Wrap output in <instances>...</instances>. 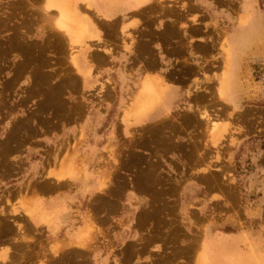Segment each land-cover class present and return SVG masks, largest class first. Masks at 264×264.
I'll return each instance as SVG.
<instances>
[{"label": "rangeland", "instance_id": "rangeland-1", "mask_svg": "<svg viewBox=\"0 0 264 264\" xmlns=\"http://www.w3.org/2000/svg\"><path fill=\"white\" fill-rule=\"evenodd\" d=\"M42 1L0 0V264H196L203 256L205 224L221 221L229 212L224 205L242 211L245 177L264 164V0H197L191 18L202 17L194 28L181 26L185 19L175 22L178 12L191 15L194 0H169L168 5H152L139 15L107 24L81 5L105 42L85 39L93 48L109 47L112 57L131 44L126 52L159 67L146 70L139 80L131 71L126 76L114 70L116 63L95 50L98 55L93 52L88 62L91 80L86 82L71 63L68 42ZM250 5L263 33L244 44L236 59L234 109L232 98L226 101L216 94L218 80L227 72L219 46L239 34V18ZM201 27L214 49L206 56L189 35ZM163 44L189 50L178 56L177 64H182L168 74L160 70L168 65L156 52ZM158 72L167 82L170 74L190 82L197 76L203 90L188 97L186 85L180 87L171 110L160 109L141 126L143 116L130 112V96L139 92L143 78ZM206 107L224 124L228 116L232 122L226 139L216 146L199 117L198 109ZM208 161L213 170L204 174ZM64 172L66 179L58 182L55 174ZM226 172L234 185L223 179L230 176ZM81 179L87 191L89 182L108 188L65 197L63 207L46 202L48 209L62 213L68 207L65 212L72 214V220L68 217L63 225L62 219L54 230L45 220H31L27 209L37 199L48 198L43 188L54 189L56 182L64 181L78 187ZM205 191L222 192L224 204H206ZM76 234L89 237L84 250L70 244L54 252L57 241L69 245Z\"/></svg>", "mask_w": 264, "mask_h": 264}, {"label": "bare ground", "instance_id": "bare-ground-1", "mask_svg": "<svg viewBox=\"0 0 264 264\" xmlns=\"http://www.w3.org/2000/svg\"><path fill=\"white\" fill-rule=\"evenodd\" d=\"M146 1L149 0H44L42 1L44 4V11L49 16V18L52 20L56 30L64 36L68 42V45L71 49V51L74 49H77V51L71 52L70 51V58H71V63L74 64L75 70L79 76H82V79H84V82L89 81L91 77V69L88 67V62L90 55L95 51V50H101L104 53L110 55L111 48L106 47L101 45L100 47H94V45L91 44V41L85 40V39H91L94 37H97V40L101 42V44H104L105 42L103 41V38L101 37L99 30L96 29V27L93 25L92 19L89 16V14L82 9V6H85L89 10L96 11L99 15L101 14V9H105V13L102 14L106 17H112L119 11L122 12H127L132 9H137L140 8L145 4ZM151 1H158L159 3H163V0H151ZM178 1V0H177ZM165 2V1H164ZM172 2V1H171ZM179 2V1H178ZM42 4V6H43ZM170 4V3H169ZM172 4V3H171ZM185 4V3H184ZM222 4V3H221ZM82 5V6H81ZM108 5V6H107ZM163 5V4H162ZM167 6V5H166ZM175 6V5H174ZM183 6V5H182ZM187 6V5H185ZM148 7V6H147ZM154 7V6H153ZM85 9V8H84ZM148 9V8H147ZM153 9V8H151ZM247 14L244 17L239 18V34H234L232 37L225 38V40H222L220 42V54H222L224 57V65L227 67V72H224L222 74V77L219 78L218 84L216 85V94L219 98H222L223 100L228 101L229 98H232L233 106L234 109L237 108V97L234 94L235 91V86L237 83V75L235 72L236 69V59L239 56V52L241 48L244 46V44H247L250 42V40H256L259 37H262L263 29L258 27V18H256L253 13L254 10H252V5L246 7ZM160 12V11H159ZM145 13V12H144ZM149 13V12H148ZM172 13V12H171ZM255 14V13H254ZM139 15V14H138ZM147 15V14H146ZM46 16V15H45ZM118 16V14H117ZM116 16V17H117ZM170 16V15H169ZM183 16V15H182ZM149 17V16H148ZM199 19H196L195 17H192L191 20L193 21L191 24L188 23V21L182 22L183 27L186 28H194L195 25L200 24V19L202 16H198ZM247 17L249 18L247 20ZM155 18V17H153ZM152 18V20H153ZM187 18V17H186ZM112 19H115L112 17ZM117 19V18H116ZM151 19V17L149 18ZM151 20V21H152ZM114 21V20H113ZM173 21V20H172ZM120 22V21H118ZM155 22V21H154ZM167 22V21H165ZM105 23V22H103ZM117 23V21H116ZM171 23V22H170ZM123 24V23H122ZM121 24V32L126 33L124 30V25ZM154 25V24H153ZM170 25V24H169ZM175 25V24H174ZM105 26V25H103ZM249 27L248 30H246V27ZM164 27V26H163ZM174 27V26H173ZM111 28V27H110ZM109 28V29H110ZM115 28V27H114ZM130 28V26H129ZM155 28V27H154ZM112 29V28H111ZM160 29V28H158ZM157 29V30H158ZM202 29V27H201ZM169 30V29H168ZM116 31V30H115ZM118 31V29H117ZM189 31V30H188ZM236 31V30H235ZM107 32V31H106ZM111 32V30H110ZM153 32V31H152ZM197 32V30H196ZM222 32V31H221ZM114 33V32H113ZM204 33V32H203ZM207 33V32H206ZM134 34V33H131ZM170 34V33H169ZM172 34V33H171ZM183 34V33H182ZM107 35V34H106ZM152 35V34H151ZM195 35V34H194ZM198 35V34H197ZM223 35V33H222ZM112 36V35H111ZM188 36V35H187ZM202 36V35H201ZM179 37V36H178ZM182 37V36H181ZM190 37V36H189ZM117 38V37H116ZM170 38V36H169ZM180 38V37H179ZM192 38H194L192 36ZM191 38V39H192ZM203 38V37H202ZM172 39V38H171ZM175 39V38H174ZM182 39V38H181ZM190 39V40H191ZM195 39V38H194ZM56 40V39H55ZM193 40V39H192ZM128 41V40H127ZM215 41V39H214ZM108 42V41H107ZM112 42V40H111ZM252 42V41H251ZM114 43V42H113ZM191 41L189 43L188 47H191ZM99 44V43H98ZM136 45V44H135ZM214 45V44H213ZM168 46V45H167ZM115 47V46H113ZM132 45H127L124 46V49L130 48ZM140 47V46H139ZM97 48V49H96ZM173 48V47H172ZM171 48V49H172ZM176 48V47H175ZM195 48V47H194ZM208 48V46H207ZM169 49V48H167ZM196 49V48H195ZM176 50V49H175ZM180 50V49H179ZM200 50V49H199ZM206 50V49H205ZM204 50V51H205ZM139 51V50H138ZM194 51V50H193ZM213 51V50H212ZM222 51V52H221ZM139 53V52H138ZM176 53V51L174 52ZM179 53V52H178ZM210 54V53H209ZM212 54V53H211ZM130 55V54H129ZM152 55V54H151ZM177 55V53H176ZM69 56V55H68ZM149 57V56H148ZM155 57V56H154ZM174 57V56H172ZM214 57V56H213ZM69 58V59H70ZM93 59V58H92ZM96 60V59H95ZM109 60V58H108ZM143 60V59H142ZM145 60V59H144ZM189 60V59H187ZM205 60V59H204ZM209 60V59H208ZM207 60V62H208ZM136 62V61H135ZM139 62V61H138ZM147 62V61H146ZM145 63V62H144ZM180 63V62H179ZM178 63V64H179ZM177 64V65H178ZM182 64V63H181ZM180 64V65H181ZM27 65V64H26ZM100 65V64H99ZM203 65V64H202ZM208 65V64H207ZM102 66V65H101ZM106 66V65H105ZM156 66V65H155ZM186 66V65H185ZM206 66V63H204L202 67ZM157 67V66H156ZM183 67V66H182ZM173 68V67H172ZM175 68V66H174ZM184 68V67H183ZM188 68V67H187ZM208 68V67H206ZM95 70V69H94ZM173 70V69H172ZM194 70V69H193ZM203 70V69H202ZM185 71V70H184ZM189 71V70H188ZM149 72V71H148ZM176 72V70H175ZM179 72V71H178ZM182 72V71H181ZM154 73V72H153ZM152 73V74H153ZM186 73V72H185ZM185 75V74H184ZM187 75V73H186ZM174 76V75H173ZM178 76V75H177ZM221 76V75H220ZM170 77V76H169ZM201 77V76H200ZM180 78V77H179ZM183 79V78H182ZM197 76L191 80L190 84L187 87V96L191 97L196 95L197 92L203 90L202 88H199V80ZM91 80V79H90ZM141 83V87L139 89V92L137 94H133L130 96L131 99V106H129L131 109L132 115H136V118L143 116L141 120H139L138 123L142 124L141 126H144L143 123H145L147 120L152 118L160 109L164 111H170L171 110V100L174 97V89L172 87V84L170 82H167L164 80V76L156 73L153 76L147 75V77L143 80ZM178 81V80H177ZM179 82V81H178ZM184 82V81H183ZM182 83V82H181ZM177 86V85H176ZM181 86V85H180ZM199 95V94H198ZM207 95V94H206ZM210 95V94H209ZM109 97V96H108ZM208 97V96H207ZM206 99V97H204ZM221 99V100H222ZM186 100V98H185ZM192 101V100H191ZM204 101V100H203ZM128 102V101H127ZM189 102V100H188ZM193 102V101H192ZM155 103H157L155 105ZM212 105V104H211ZM206 106V105H205ZM204 106V107H205ZM126 108V107H125ZM206 108L203 109H198L199 112V117L201 121L204 123V126L209 128V132L211 133L212 136V141H213V146L218 145L220 141H222L223 138L226 139L225 132L227 129L230 127L232 122H230V116H228V122L226 124L223 123V121H219L217 119V115L210 113V111ZM128 109V108H127ZM186 109H189L187 107ZM195 111V110H194ZM168 113V112H167ZM129 114V113H128ZM158 114V113H157ZM166 114V113H165ZM196 115V114H195ZM233 115V114H232ZM125 116V115H124ZM132 116V118H133ZM138 116V117H137ZM235 115H233L234 117ZM135 117V116H134ZM174 118V117H173ZM130 119V118H129ZM175 119V118H174ZM192 119V118H191ZM138 120V119H137ZM198 121V119H197ZM126 122V119H125ZM170 122V121H169ZM199 122V121H198ZM124 125V124H123ZM127 126V125H126ZM235 127V126H233ZM230 129V128H229ZM127 130V128H126ZM128 131V130H127ZM125 132L127 135L128 132ZM231 132V131H230ZM130 133V132H129ZM228 137V136H227ZM232 137V136H231ZM230 140V138L228 137ZM224 140V139H223ZM231 142V141H229ZM195 144V143H194ZM189 146V145H188ZM227 147V146H226ZM186 148V147H185ZM199 148V147H198ZM190 149V148H189ZM188 149V150H189ZM218 151V149H217ZM220 151V150H219ZM217 155L215 157L219 156L220 152H216ZM205 154V153H204ZM228 159V158H227ZM209 162V161H208ZM210 161L204 169V174L209 173L211 170H213V164ZM214 163V162H213ZM222 163V162H221ZM215 167V166H214ZM202 168V167H201ZM218 167L216 166L215 171H219L217 169ZM202 169V170H203ZM222 169V168H221ZM66 172L64 174H55L57 181H62L66 179ZM217 173V172H216ZM227 173V172H226ZM229 173V172H228ZM227 173V174H228ZM50 174H54L53 172H50ZM70 175V174H69ZM230 176L227 177L225 174V177L223 178L225 181H228V184L234 185V180L233 177H231V174L229 173ZM54 176V177H55ZM224 176V174L222 175ZM211 177V176H210ZM220 178V177H219ZM55 179V178H54ZM204 179V178H203ZM214 180V179H213ZM217 180V179H216ZM218 181V180H217ZM219 182V181H218ZM155 183V182H153ZM207 183V182H206ZM209 183V182H208ZM105 183H100L97 186L102 187L105 186ZM218 185V184H217ZM212 186V185H211ZM223 187V186H222ZM107 185L105 186V189H107ZM221 188V187H220ZM231 188V187H230ZM42 189V188H41ZM44 189V188H43ZM104 189V190H105ZM235 189V188H234ZM225 190V189H224ZM101 191V189H100ZM103 191V189H102ZM236 191V190H235ZM102 193V192H101ZM163 195V194H162ZM231 196V195H230ZM231 198V197H230ZM38 200V199H37ZM34 201V204L31 205L29 209H27L26 212L30 216L31 220H35L34 222H41L42 220H45L49 225L50 230H54L57 228V224L61 222L63 219L62 213L60 210L56 209H48L44 201L45 200H40V201ZM161 206V205H160ZM154 210V209H153ZM167 210V209H166ZM92 219L90 220V222ZM92 223V222H91ZM87 224V223H85ZM92 225V224H91ZM91 225H89L91 227ZM79 228V227H78ZM93 227H91L92 229ZM83 229L82 231H84ZM90 230V229H89ZM80 230L79 233L82 232ZM86 232V231H85ZM88 232V231H87ZM86 232V234H88ZM84 233V232H82ZM20 235V234H19ZM89 235V234H88ZM21 237V236H20ZM85 237V238H84ZM86 237L84 234L79 235L76 234V237L74 239H71L69 245H66V243L60 245L58 244V241L56 242V245L52 246V249H54L55 253L60 252V249L63 250L64 247L67 248L70 247V244L79 248V250L84 248L86 246ZM89 238V237H88ZM205 239V238H204ZM15 241V240H14ZM68 242V241H67ZM211 242V241H210ZM68 244V243H67ZM8 246V245H7ZM63 248H62V247ZM203 256H198L199 259H197L196 264H215V259L212 257V253L209 250V245L206 239L204 240V246H203ZM71 248V247H70ZM73 248V247H72ZM87 248V247H86ZM211 249V248H210ZM67 250V249H66ZM84 250V249H83ZM199 250V249H198ZM81 251V250H80ZM198 252V251H197ZM253 254L251 255L252 260H246L242 258L241 255L233 257V260L236 258L238 261L237 264H264V256H260L257 252H252ZM201 254V252H200ZM230 261H232V258H230ZM249 261V262H248Z\"/></svg>", "mask_w": 264, "mask_h": 264}, {"label": "crops", "instance_id": "crops-1", "mask_svg": "<svg viewBox=\"0 0 264 264\" xmlns=\"http://www.w3.org/2000/svg\"><path fill=\"white\" fill-rule=\"evenodd\" d=\"M194 1L195 5L191 6L189 10L191 15L186 16L185 14H182V16L181 12H178L177 14H175V22H181L183 19L189 21V18H191L192 15L196 14V11L198 9L196 5L198 1ZM163 3H167L168 5L170 1L165 0V2ZM162 4L158 1L152 3L146 1L145 4L140 8L132 9L127 12L119 11L114 16H112L115 19H112V17L109 18L104 16L103 14L106 10L102 8L101 11L103 10V14L101 12L99 18L102 24H107L116 21L118 18L133 17L134 15H138L142 10L152 5ZM132 30L136 29L132 28ZM204 34V28L201 31L196 32V30L193 29V31L190 30L189 32V35H193L195 38L194 45L202 47L203 54L204 56H206L209 55V53H211V51L214 49L210 46V44H208V39L205 40V38L203 37ZM118 46L122 47V45H116L115 48H117ZM175 47L173 48V50L167 49L169 48V46L163 44L161 45V47L156 48L157 56L160 59L165 58V60L163 59V61L166 65H168L167 68H160V70H162V72H164L165 74H168L167 72L169 69H171V67H173L174 69L175 66L176 69L179 55H182L183 52H189V50L187 49L182 51V49L178 50V48ZM115 51H117V49H115ZM175 51L177 55L176 53H174ZM118 53V55L115 54L111 57L110 55L102 51V56L109 58L108 61H114L117 65L115 66L114 70H116L117 72L119 71V69L125 71L126 76L127 74H129L127 72L131 71V74L134 76V78H140L139 80H141V78L145 75L146 70H155L159 68L156 67L157 65L155 63H144V61H141V58L138 57L136 53L130 54L126 52L125 49L119 51ZM94 54L98 55L97 52H94ZM168 58L169 60H167ZM126 78L128 79V77ZM167 78L172 83V87L174 89L173 91L175 95L171 100V103H174L179 97L177 96V94L179 93L178 89L185 85L188 86L190 84V81H187L186 78L177 76L176 74H174V76L170 74V77L169 75H167ZM242 131L245 130L243 129ZM242 131H239L238 133ZM250 138L248 140H252ZM245 178V191L244 193H242L243 196L241 197V200L239 202V206L242 208V211L239 212L238 210L237 212L236 209H229L228 206L224 205L223 208L229 211L226 213L225 217L222 218V220L218 223H214L213 220L206 223L205 227L201 231L202 235L208 242L209 250L213 254L212 257H214L215 259V264H237L238 261L236 260V258L233 260V257L241 255L242 258L246 261L247 259L249 260L251 258V255L253 254L252 252H257L260 256H264V164L261 163L254 171L246 175ZM61 183L58 184L56 182L54 189H43L44 191L48 192V198L45 199L44 204H46V202H54V206L58 205L63 207L64 202L66 201L65 197L73 195L74 198H79V196L83 194L84 196H86L90 191H93L94 193H100V188L99 186H97L99 182H96L95 184L89 182L88 185L91 188L89 191L86 190L83 179L80 180V184L78 185V187H74L73 184L68 183V181H64ZM62 187L66 188V191H63L65 194L61 191ZM41 188L42 186L39 185L38 189L41 190ZM202 195L206 204H208L212 208H214L215 205L224 204L223 201L225 200V195H223L222 192L205 191L204 193H202ZM218 196H220V199H212ZM68 209L69 208L66 207V210ZM66 210H64V212L62 211L63 225L68 217L70 220H72V214L65 212ZM230 258H232V261H230ZM252 259L253 258H251L250 260Z\"/></svg>", "mask_w": 264, "mask_h": 264}]
</instances>
